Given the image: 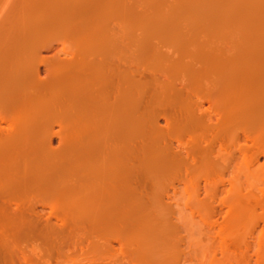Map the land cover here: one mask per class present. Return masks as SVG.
I'll use <instances>...</instances> for the list:
<instances>
[{
	"label": "rangeland",
	"instance_id": "1",
	"mask_svg": "<svg viewBox=\"0 0 264 264\" xmlns=\"http://www.w3.org/2000/svg\"><path fill=\"white\" fill-rule=\"evenodd\" d=\"M32 1L34 4L36 3L35 5L37 7L34 6ZM27 7H30V10L33 12H30L29 9L27 10ZM42 13H45V15ZM29 15L32 17L30 16L29 18ZM28 19L31 20L28 21ZM108 32L110 35H107ZM106 36H111L110 38H114L115 40H108L109 38ZM157 41L158 43L160 41V43L158 44ZM87 42V45L90 47L85 45ZM154 43L158 50L155 49L156 46L154 47ZM17 44L19 46H17ZM0 45H3L4 48L8 46L6 47L8 48L7 52L13 50L12 53H14V51L18 53L16 50L20 49L22 59L20 58V54H17L21 60H19V62L16 61L18 63L16 67L20 68L23 65L20 69L22 71L25 70V78L29 76L27 78L28 80L33 76L30 74L31 68L32 70L36 68L39 69L38 74H40V76L38 79L44 80L45 77L42 78V76H44L43 74L45 73L43 72L47 71L50 65L49 70L53 69L54 65L50 63H56L58 66V68L54 66L57 73L53 72V74L56 75L54 76L52 74L53 76H51V78L53 77V83H48L50 84V86H48L49 90L52 89L51 92L46 89L43 90L44 87L47 88L45 83H42V85H44L42 86L41 83L33 84V78L31 79L33 83L31 80H24L23 73L20 74L22 80L18 84L19 90L22 91V93L17 90L18 93H21V99H17L18 93L15 91L16 89H12V87L18 89L17 85L15 87L13 86L14 83H6L4 86L2 83L0 84V92L2 89L8 87H10V91L13 90L12 93L15 92L10 95L6 90L5 92L7 94H5V92L3 95L0 94V109L5 113V116L0 118V133H4L10 129L14 121L12 117H15V115L18 117L25 111L24 109L27 105H24V103L28 102L26 103L29 104L28 107L33 108H26L30 111L29 113L26 111L25 115L31 119L34 114H38L37 120H40L41 122H39L42 123L41 125L45 126L44 129H42L41 127L43 126L39 123L37 124L36 120H34L36 123L32 120L34 124L30 128L34 127V125H40L41 127H39L41 130L39 127L33 129V131L30 130L29 138H32L31 141H36V145L38 146H40V141L41 144L43 141V143L50 141L49 143L47 142L49 149H53L48 152L44 149V152H42L44 147L37 148L38 146L34 143L33 146L35 145L36 147H34L36 149L31 145L33 148H30L23 154V160L20 161V159L17 158L18 155L15 151L16 147H7V150L0 151V165L2 164L5 171L12 174L23 173L29 175L26 179L35 183L38 181L37 185L40 183L43 185L45 182L44 185L47 186L48 189L50 186L52 189L54 188L55 191L49 189L51 193H54V196L61 195L62 198L66 194V205L63 204V207L59 204V198H57L59 202L57 203L56 200H53L50 207L41 208L40 205L35 206V211H40L45 217H49V223L47 224L50 227L53 225L51 229L55 228L53 232L56 231L54 234L52 230H50V236L52 235L50 238L55 239H51L54 249L50 247L52 250H50L52 252L49 261L50 264H91V258L94 259L99 257L107 258L105 263L109 264H247V260H250L251 263L249 262V264H253L252 261L255 256L252 254L255 253L256 247L258 248L257 245L259 244L261 247L260 251H264V245L262 247V245H260V240H258L260 237L262 238L261 235L264 234V211L259 207V205L264 206V158L261 155H258V157L251 156V153L246 150L247 146L250 147V144L254 141H258V138H256V136L254 137V133H248V126H246V124L244 125L242 123L243 129H245L247 133L243 134L240 132L242 130H239V128L242 129V126L239 122H236L240 120L248 121L251 117V119H254L255 116L250 115L252 114V110L258 112V114L259 111L264 114V0H0ZM78 45H84L88 50H81ZM93 45L95 47H93ZM101 45L104 46V48ZM26 46L29 47L27 48ZM177 47L179 51L176 50ZM74 49H77V51ZM32 50L35 53H33ZM78 50H81L79 54H77L78 58H73L71 56L73 51L76 55ZM84 52H86L87 55H89V53L90 55L95 54L92 55L93 58L91 57L92 60L94 59L93 61L99 58L104 59L103 61L100 60L102 71H105L107 63L114 64L115 66H113L118 69L121 68L120 70L115 69V77H117L119 83H124L126 81L123 70H125L126 65L130 63L126 67L132 72L130 89L127 95L128 98L123 96L121 99L112 102L115 104L109 102V107L107 106V101L101 93L99 92V95L97 94L98 92L93 90L94 87H89L92 85L94 86L92 82L99 73L100 63L95 61L97 63V68L93 66L95 62L91 65V61L87 60V56ZM97 52L99 53L98 55ZM174 52H176V55H179V57L176 56ZM12 53L6 54H10V57L14 60ZM83 53L84 56H86L84 62L83 58H81ZM118 53L121 54L117 55ZM122 53L124 56H120ZM169 53L174 57L170 56L171 54ZM34 54H36V56ZM127 54L131 55L129 60H127L129 57H127ZM165 55H167L168 58ZM5 56L6 59H4ZM8 56L9 55H4L1 58L4 62L0 61V65L5 64V68H11L9 62L11 59L7 60ZM115 57H121V59H118V63ZM29 58L31 59L29 60ZM72 58L74 63L70 61ZM74 59L78 60L75 61ZM109 59H113L114 61H110ZM121 60L123 61L121 62ZM183 60H185V62ZM255 60H257V62L261 61V65H253ZM49 61L50 63H48ZM61 61L64 62L65 65H62ZM69 61L72 66H69ZM157 61H160L161 65ZM179 61L182 62L180 63ZM190 61L195 64H192ZM81 63L90 66L89 68H87L88 66L84 68L85 70L88 69L87 71L89 73L92 71V73L96 72L97 74L88 73L87 77L84 78V66ZM155 64L159 66H154L156 69L153 71L151 69H154L152 66ZM171 64L175 66L174 68L172 67V70H164L165 66L169 65L168 67H170ZM198 64L204 67H202L204 70L200 71L203 72L204 75L203 73H199L197 69ZM61 65L64 67L62 68ZM184 66L185 68L187 66L189 67L184 69ZM148 67H150L149 70H146ZM175 68L176 75L174 74ZM144 70L147 75H145L146 73ZM161 70L170 71V73H172L170 77L174 85L175 82L178 83V80L180 81V84L178 83L179 85H177L178 87H181L180 85L182 84L184 85L183 82H186L185 79L187 80V77L184 78L185 76L183 74L181 75V73L185 75L189 74L191 77L192 73L197 71L196 73H198V75L194 73V76L192 75L193 78H191L193 80L195 77L197 81L200 80L199 83L202 82L201 84L205 87L198 84V90L194 84L196 92L191 90L193 95H190L189 98L191 99H185V96H183L181 98L177 97V100L175 98L176 95L173 94L170 95V98L168 94L170 91L167 89V86L162 84V82L166 83L164 81L166 79L169 80L170 77L165 76L163 78H166L165 80L159 78V76L162 77L164 74L166 75L168 73H163L164 71ZM254 70L257 71V76H254ZM102 71L101 74L104 72ZM152 71L153 74H151ZM245 72H248L250 75H246ZM170 73H168V75ZM149 74L152 76L150 77ZM93 75L94 78H92ZM180 75L181 77H179ZM98 76L102 78V75ZM36 77L38 76L36 75ZM100 78H95L98 84L101 82ZM148 79L151 80L150 83ZM226 79L227 81H225ZM146 81L147 84L151 85V87H149V85L147 87L149 90H152L151 94L155 100V104L159 100H162L159 104H156L158 106H155V108H153L155 105L153 100L150 105V109L153 108V110L149 109V112L146 108L149 105H142V85H144ZM169 81H171V79ZM195 83L197 84L196 80ZM224 83L225 85H223ZM34 85L37 89H32ZM163 86L165 87L163 88ZM229 86H232V88L235 87L237 90L233 89L234 92H232ZM206 87H209L210 91L204 89ZM26 89L33 90V93L37 92L43 94V96H45L44 94L47 91L48 95L46 93L45 97L40 96V100L38 99V101L36 100L37 102H35L41 105H48L49 103V105H55L56 107L51 106V108H47L50 107L48 105L43 108V106L40 107V104L35 106L36 103L34 104L28 97H25L23 92H25ZM165 90L168 91L165 92ZM211 90L215 92V94L211 92ZM90 91L93 94H91ZM159 92H163L165 96L163 97ZM202 92L206 93L203 94ZM196 94H200L201 97ZM58 95H60L61 98ZM210 95L213 96L210 97ZM222 95L224 97H222ZM157 96L160 98L158 101V98L156 99ZM236 97H239L240 100L238 101ZM167 98L170 100H167ZM233 98L236 102L232 100ZM20 100H22L21 103L19 102ZM185 101L189 102L188 105L186 102L188 107H186ZM230 101L233 102L230 103ZM197 103L199 106L195 105ZM234 103L235 105H233ZM62 104L66 105V113L64 114V111H62L60 117H58L60 112L58 108H60V106L62 108ZM183 104L186 110L188 109L193 112L194 109L195 112V109H197L200 113L205 114L204 117H210L212 121L210 123L208 117V121L206 117L204 120L202 119L206 123L208 122L211 124L210 128L217 126H219L218 128L221 127V124L225 122L224 118L221 116L222 113L234 111L235 107L236 110L238 108L240 109L241 105L242 108H247V110L243 109L241 113V110L239 112L237 110L241 118H239L240 116L237 114V119L234 121L231 120L233 122L228 121L229 123H224L225 125H222L223 128L221 127L222 131L220 130V133L213 139L211 132L206 134L200 125L197 127L194 125L198 130L201 128L204 136L206 134L202 139L205 138L207 141H203L204 143L202 142V144L200 143L201 146L210 142L213 143H210V146L212 145L213 147L211 146L210 150L208 149L209 152L211 151L210 153H208L207 150L209 154L207 155L212 160L214 159L213 162L215 165L213 164L211 167L202 165L198 167L196 165L197 168L196 166L194 168H190L189 166L191 170L188 168L187 171L189 170V173L186 172V174L183 172V165L178 166V164H180L178 159L181 158V154L182 157L184 156L183 153L186 152L184 150L191 148L192 140L190 138H192V134H183L177 137L175 136L172 139H169L166 135L163 137V134H165L164 128L166 126L164 122L166 119L163 116L168 114L169 116L167 115L166 118L169 120L172 119V117L176 115V110H178V112L184 110ZM254 104L258 105L255 106ZM189 106L191 107L189 108ZM37 107H40V109ZM54 107L56 110H54ZM156 107L158 108L157 111L159 114L154 112ZM179 107H181V109H179ZM17 108L18 110H16ZM46 109L51 110L46 111ZM106 109L108 111H106ZM43 110H45V113L47 112V115L44 112L42 114ZM186 110H184L182 114L186 112ZM197 110L194 113L195 115L200 114ZM248 111L251 113H247ZM216 112H219L221 117L217 115ZM153 114L155 115L153 116ZM262 114L259 116L255 114L259 117L256 121L259 120L258 123L261 124L263 122L262 124L264 125ZM62 116H64V119L61 118ZM234 116L236 117V115H233L230 119H233ZM217 117H219L220 120H218L219 118ZM34 118L36 119V116ZM57 118H59L58 120L62 119L63 122L60 120L58 123ZM188 121L184 122L187 123L185 127L189 129V126L193 127V123H189L190 121ZM217 122L219 124H217ZM234 122H236V124ZM232 123L233 125H240L239 128H236L239 133L234 128L236 126L231 127L232 129L230 130V127L228 129L226 128L227 132L226 129L223 130L226 126H230L228 124ZM245 123H247V125L251 124L249 121ZM194 124H197V122ZM124 126L127 127L124 128ZM185 127H183L184 130ZM192 127H190L191 130L189 131L185 130L181 132L185 133L188 131V133H190L191 131V133H193V131H196L197 134L195 132L193 134L198 135V130H194ZM175 128L176 126H174V129ZM177 128L175 130H177ZM228 130L232 132H229V135ZM233 131L236 135L237 133H241L243 137L241 134L239 136H234L235 134L233 135ZM161 132L164 133L161 134ZM202 134L198 136L201 137L203 136ZM49 135L52 136L50 137ZM246 135H250L251 138L254 137L257 140H250V136L246 137ZM229 138L235 139H232L231 142ZM189 139L190 142H188ZM192 139H194V137ZM200 141L201 140H199V142ZM139 144L143 149H139ZM205 146L207 147V145H204L203 148H205ZM162 147L163 149H161ZM240 150L244 152L242 153ZM181 151L184 152L182 153ZM200 151L198 152L199 154L196 153L197 156L195 155V157L200 156ZM49 152H52V155H50ZM188 152L190 153V149ZM245 152L246 154L244 156ZM171 153H174L178 157V163L173 162L175 161L173 159L175 155H173L172 158ZM207 155L204 156L208 157ZM49 156L50 160L48 159ZM16 158L20 161V166H18L19 163ZM136 165L141 166L138 167ZM9 166H12V168ZM166 166L168 168H166ZM7 168H11L12 170L9 169V171ZM146 168L149 169L147 170ZM177 168L181 170H177ZM149 170L155 173L152 174ZM173 171L175 172L173 173L174 175L172 174ZM165 173L168 174L165 175ZM133 175H135V178H133ZM136 176L146 182L144 184L145 188L139 189L140 191L135 189L137 187H135V183L133 182L134 179H137ZM158 176L161 177V180ZM125 179H129L128 181L132 182L133 185L128 183L126 185ZM95 182L98 184L101 183V186L98 185L101 188L97 187L98 189H96L94 187ZM106 183L108 187H105ZM151 183L152 185H150ZM41 184L40 187H42ZM91 190H93V194ZM95 190L97 193H94ZM63 191L65 192L64 195H62ZM75 201H77L78 205L81 207H85L84 209H86L87 212L86 215H93L94 217L95 213H98V217L102 220L101 222H95L98 225H96L98 231L100 230L99 226H103L105 223H109L107 225L111 226L114 224L113 227L109 226L107 228L106 226L103 229L101 228L102 232L99 231V234H97L98 231L96 234H92L95 228L94 230H92L93 228L91 229L92 232L89 229L91 233L87 234L84 232V228L87 224L81 222L82 220L80 221V219H78L79 217L71 220L68 214L69 212L70 214L75 213L82 215L78 210H81V208L77 206V202L75 203ZM55 203H57V205ZM75 206H77V208H75ZM130 212L132 213L128 215L127 213ZM75 221L76 223H74ZM78 221L81 223H78ZM72 223L74 226H72ZM89 224L87 227L90 226ZM78 225L82 228L78 229ZM57 227H59V229L56 230ZM60 228L61 231H59ZM80 230H82V233H86V236L84 233L82 234ZM62 232L63 234H61ZM54 241L56 242L54 243ZM261 242L264 244V237L261 239ZM46 249L49 250V248L43 245L37 237L20 244V251L27 255L42 254ZM263 257L264 254L261 255V258ZM42 263L43 260L39 263L37 262V264Z\"/></svg>",
	"mask_w": 264,
	"mask_h": 264
},
{
	"label": "bare ground",
	"instance_id": "2",
	"mask_svg": "<svg viewBox=\"0 0 264 264\" xmlns=\"http://www.w3.org/2000/svg\"><path fill=\"white\" fill-rule=\"evenodd\" d=\"M30 1V0H29ZM15 2V1H14ZM16 3V2H15ZM24 3V2H23ZM32 3H33V1H32ZM64 3V2H63ZM93 3V2H92ZM34 4V3H33ZM36 4V3H35ZM34 4V6H36ZM23 5V4H22ZM28 6V5H27ZM54 6H55V4H54ZM64 6V5H63ZM21 7V6H20ZM37 7V6H36ZM23 8V7H22ZM64 8V7H63ZM16 9V8H15ZM29 9V11L30 12H33V11H31L30 9V7L28 8L27 7V10ZM10 10V9H9ZM2 11V10H1ZM8 11V10H7ZM39 11V10H38ZM29 12V13H30ZM6 13V12H5ZM13 13V12H12ZM52 13V12H51ZM4 14V13H3ZM16 14V13H15ZM18 14V13H17ZM43 15H45V13H42ZM14 15V14H13ZM33 15V14H32ZM18 16V15H17ZM30 16L31 15H29V18H30ZM36 16V15H35ZM35 16H34V18H35ZM19 17V16H18ZM32 17V16H31ZM51 17V16H50ZM12 18V17H11ZM28 18V17H27ZM33 18V19H34ZM36 19H37V17H36ZM29 20H31V19H28V21ZM18 21V20H17ZM33 21H35V20H33ZM109 21V20H108ZM32 22V21H31ZM35 22H37V21H35ZM29 23V22H28ZM109 23V22H108ZM22 24V23H21ZM31 24V23H30ZM33 25V24H32ZM31 25V26H32ZM35 25V24H34ZM37 25V24H36ZM30 26V27H31ZM35 28V27H34ZM24 29H26V28H24ZM33 29V28H32ZM33 31V30H32ZM37 31V30H36ZM111 32H113V31H111ZM31 33V32H30ZM114 34V33H113ZM27 35V34H26ZM107 35H110L109 34V32H108V34ZM117 35V34H116ZM107 37V36H106ZM111 36H109V37H107V38H109L108 40H111V41H114L115 39L114 38H110ZM83 39V38H82ZM152 40H154L153 38H151ZM4 41V40H3ZM155 41V40H154ZM5 42V41H4ZM89 42V41H88ZM88 42L85 44V45H87L88 44ZM94 42V41H93ZM151 42V41H150ZM156 43V42H155ZM154 43V44H155ZM157 43H158V41H157ZM159 43H160V41H159ZM158 43V44H159ZM172 43V42H171ZM180 43V42H179ZM5 44V43H4ZM45 44V43H44ZM104 44V43H103ZM125 45V44H124ZM209 45V44H208ZM17 46H19L18 44H17ZM44 46V45H43ZM84 46V45H83ZM83 46H81V45H78V47H80V49L82 50V49H84V50H88V48H86L85 46L83 47ZM88 46V45H87ZM98 46V45H97ZM102 46V45H101ZM115 46H116V44H115ZM153 46V45H152ZM156 46V44L154 45V47ZM173 46V45H172ZM180 46V45H179ZM178 46V47H179ZM207 46V45H206ZM6 47H8V46H6ZM4 48V46L3 45H0V61H3L4 62V60H1V58L4 56V55H9L7 58V60H9V59H11L12 60V57H10V54H6V53H12L13 52V50L12 51H10V52H7V49L8 48ZM11 48H14V47H12V46H10ZM27 48L29 47V46H26ZM49 47V46H48ZM88 47H90V46H88ZM92 47V46H91ZM93 47H95L94 45H93ZM103 48H104V46H102ZM108 47V46H107ZM117 47V46H116ZM178 47H177V49L176 50H178ZM218 47V46H217ZM223 47V46H222ZM32 48V47H31ZM43 48V47H42ZM124 48V47H123ZM153 48V47H152ZM197 48V47H196ZM214 48H216V47H214ZM213 48V49H214ZM219 48H221V47H219ZM26 49V48H25ZM24 49V50H25ZM91 49V48H90ZM112 49V48H111ZM115 49V48H114ZM147 49H149V48H147ZM155 49H157V46L155 47ZM208 49V48H207ZM225 49V48H224ZM223 49V50H224ZM27 50V49H26ZM46 50H47V47H46ZM75 51H77V49H74ZM81 50H78V52H76V55L74 54L75 52L73 51V53H72V57L73 58H76L77 57V54H79V52L81 51ZM93 50V49H92ZM106 50H108V49H106ZM116 50H118V49H116ZM116 50H115V52H116ZM125 50V49H124ZM126 50H127V48H126ZM129 50V49H128ZM158 50V49H157ZM168 50V49H167ZM175 50V51H176ZM181 50V49H180ZM203 50V49H202ZM218 50V49H217ZM16 51H18V53H16L15 51H14V53H12L13 55L12 56H14V60H12V62H11V60H9V62H10V64H11V68H5V64L3 65H0V84L2 83V85L4 86V84H6V83H8V84H11V83H14V85L13 86H15L16 87V85L18 86V89L17 88H13L12 87V89L14 90V89H16L15 91L17 92V90L18 91H20L19 90V83L21 82V80H22V78H21V75L20 74H24V71H22L20 68H22V66L20 67V68H18V67H16L17 66V62H19V60H21L22 58H21V54H20V49L18 50H16ZM40 51V50H39ZM98 51V50H97ZM119 51V50H118ZM179 51V50H178ZM181 51H183V50H181ZM192 51V50H191ZM197 51V50H196ZM195 51V52H196ZM31 52V51H30ZM32 52L33 53H35L33 50H32ZM87 52V51H86ZM86 52H84L85 53V55L87 56H84V53L82 54L83 56H81V58H83V62L85 61V57L87 58V60H90L91 61V65H92V63L93 62H101V61H103L104 59H101V58H99V59H95V61H93L92 59H91V57H92V55H95V54H92V55H90V53H89V55H87V53ZM93 52V51H92ZM95 52V51H94ZM109 52H111V51H109ZM122 52V51H121ZM126 52V51H125ZM177 52V51H176ZM176 52H174V54L176 55ZM194 52V51H193ZM219 52H220V50H219ZM25 53H26V51H25ZM38 53V52H37ZM68 53V52H67ZM107 53H108V51H107ZM168 53V52H167ZM182 53V52H181ZM180 53V54H181ZM192 53V52H191ZM14 54H16V55H14ZM17 54L19 55L20 54V58L21 59H19V56H17ZM27 54V53H26ZM75 55V57H74V55ZM99 53L97 52V55H98ZM119 54H121V53H118L117 55H119ZM125 54V53H124ZM161 54H163V53H161ZM169 54H171V53H169ZM35 56H36V54H34ZM69 55H70V53H69ZM154 55V54H153ZM15 56H17L18 57V59H17V57H15ZM26 56V55H25ZM34 56V57H35ZM116 56V55H115ZM120 56H124L123 55V53H122V55H120ZM129 56V57H128ZM167 58H168V56L167 55H165ZM170 56H173L172 54L170 55ZM169 56V57H170ZM176 56H178L179 57V55H176ZM175 56V57H176ZM183 56V55H182ZM10 57V58H9ZM24 57V56H23ZM28 57H29V54H28ZM31 57V56H30ZM40 57V56H39ZM90 57V58H89ZM97 57V56H96ZM114 57V56H113ZM127 57H128V59L127 60H129L130 58H131V55H129V54H127ZM157 57V56H156ZM162 57H163V55H162ZM174 57V56H173ZM184 57V56H183ZM73 58L72 59H70V61H72V63H74L73 62ZM78 58V57H77ZM89 58V59H88ZM93 58V57H92ZM117 58V63H118V59L120 58L121 59V57H115V59ZM123 58V57H122ZM166 58V59H167ZM181 58V57H180ZM4 59H6V56L4 57ZM31 58H29V60H30ZM171 59V58H170ZM6 60V61H7ZM28 60V59H27ZM75 60V59H74ZM78 59H76L75 61H77ZM80 60H82V59H80ZM101 60V61H100ZM110 60V59H109ZM112 61H114L113 59H111ZM110 60V61H111ZM5 61V62H6ZM17 61V62H16ZM68 61V60H67ZM69 61V66H72L71 65V62ZM106 61V60H105ZM104 61V62H105ZM123 60H121V62H122ZM177 61V60H176ZM175 61V62H176ZM184 62H185V60H183ZM2 62V63H3ZM40 62H42V61H40ZM62 62V61H61ZM95 62V64L93 65V66H95L96 67V63ZM158 62V61H157ZM180 62V61H179ZM182 62V61H181ZM180 62V63H181ZM183 62V63H184ZM189 62V61H188ZM191 62V61H190ZM16 63V64H15ZM23 63V62H22ZM25 63V62H24ZM44 63H45V61H44ZM48 63H50V61L48 62ZM127 63H128V61H127ZM126 63V64H127ZM159 64H160V61L158 62ZM192 63V62H191ZM200 63H202V62H200ZM30 64V63H29ZM35 64V63H34ZM50 64H53L56 68H58V66L56 65V63H50ZM62 65H65L64 64V62H62L61 63ZM82 64V63H81ZM104 64V63H103ZM128 64H130V63H128ZM127 64V65H128ZM133 64V63H132ZM192 64H195V63H192ZM46 65H47V62H46ZM61 65V66H62ZM84 67H83V69L85 68V67H87V68H89L90 66L89 65H84V64H82ZM114 64H112V63H110V64H108L107 63V66L105 67V71L103 72L101 69V66H102V64L100 63V67H99V73L97 74L96 72L95 73H92V71H91V73H89L87 70H83L84 71V73H83V76H84V78H86L87 77V75H88V73L89 74H94V75H96L97 74V76H95V78L97 77V79H99L100 77L98 76V75H102V78H100V84H98L97 83V81H95V78H94V75H93V77L92 78H94V81L92 82L93 84H94V86L92 85V86H89V87H94V91L95 92H98L97 94H99V92L101 93V95L106 99V103H107V106H108V103L109 102H113L114 100H117V99H121L123 96H125L126 98H128L127 97V95H128V93H129V89H130V82H131V70L129 69V68H126L127 67V65H126V67H125V70H123V72L125 73V77H126V81L123 83H119L118 81H117V77H115L116 76V72H115V69H117V70H120V69H118L117 67H114L113 66ZM157 65L158 64H155V65H151L152 67H154V66H156L157 67ZM161 65V64H160ZM172 65V64H171ZM170 65V67H168L169 65H167V66H165V68H164V70H172V67L174 68L175 66L174 65H172L171 66ZM182 65V64H181ZM187 65H189V64H187ZM203 65V64H202ZM28 66V65H27ZM51 66V65H50ZM50 66H49V68H50ZM54 66H53V69L51 70H49V68H48V70L47 71H44L43 73H45V74H43L44 76H42V78L43 77H45L44 78V80H41V79H38L39 78V76H40V74H38L39 73V69H34V70H32V68H31V71H30V74H31V78H29V80H31L32 78H33V81H34V83H33V81H32V83L33 84H35V83H41V85H42V83L44 84L45 83V86H47V88H48V86H50V84H51V82L53 83V77L51 78V76H53L54 74H53V72L55 73H57V71H55V68H54ZM135 66V65H134ZM159 66V65H158ZM178 66V65H177ZM193 66V65H192ZM191 66V67H192ZM207 66H208V64H207ZM206 66V67H207ZM212 66V65H211ZM38 67V66H37ZM47 67H48V65H47ZM64 66H62V68H63ZM131 67V66H130ZM182 67V66H181ZM187 67H189V66H187ZM187 67L185 68V66H184V69H187ZM200 67V68H199ZM202 67L203 66H200L199 64H198V71H199V73H203V72H200L201 70L203 71L204 69H202ZM27 68V67H26ZM68 68V67H67ZM97 68V67H96ZM95 68V69H96ZM132 68V67H131ZM136 68V67H135ZM138 68V67H137ZM149 68L150 67H148V68H146V70L148 69L149 70ZM167 68V69H166ZM169 68H171V69H169ZM179 68V67H178ZM204 68V67H203ZM142 69V68H141ZM156 68L154 67V69L152 68L151 70H155ZM161 69H163V68H161ZM180 69V68H179ZM178 69V70H179ZM190 69V68H189ZM192 69V68H191ZM197 69H195V70H197ZM200 69V70H199ZM61 70V69H60ZM63 70V69H62ZM93 70H94V68H93ZM151 70H150V72H151ZM164 70H161V71H164ZM35 73H34V72ZM101 71L103 72L102 74H101ZM122 71V70H121ZM153 71H152V73L151 74H153ZM184 71V70H183ZM192 71V70H191ZM206 71V70H205ZM27 72V71H26ZM66 72H67V70H66ZM137 72V71H136ZM144 72L146 73V71L144 70ZM149 72V71H148ZM166 72H168V71H164L163 73H166ZM179 72V71H178ZM197 72V71H196ZM196 72H193L192 73V75L194 76V73H196ZM162 73V74H163ZM168 73H170V71L168 72ZM168 73L165 75L164 74V76H162V77H160L159 76V78H164L165 76L166 77H170L171 75H172V73H170L169 75H168ZM189 73V72H188ZM53 74V75H52ZM162 74H160V75H162ZM174 74L176 75V68H175V72H174ZM184 75L185 77L184 78H186L187 77V80L185 79V81L186 82H183L184 83V85L182 84V85H180L181 87H178L177 85H179L180 83V81L178 80V83H176L175 82V85H174V82L172 81V78L170 77V79H171V81H169L168 79H163V80H165L164 82H166V83H163L162 82V84H164L165 86H167V89L170 91V92H168V94H169V96L170 95H176V99L178 100V98H181V97H183V96H185V99H187V98H189L190 97V95H192V92H191V90L192 91H195L196 89L194 88L195 87V85H196V88H197V85L198 84H201V83H199L200 82V80L199 81H197V79H195V77H194V79L192 80V75H191V77H190V75L189 74H187V75H185L184 73H181V75ZM197 75H198V73H196ZM206 74V73H205ZM29 75V74H28ZM36 75L38 76V77H36ZM56 75V74H55ZM54 75V76H55ZM59 75V74H58ZM57 75V76H58ZM61 75V74H60ZM145 75H147V73L145 74ZM150 75V74H149ZM168 75V76H167ZM179 75V74H178ZM181 75L179 76V77H181ZM203 75H204V73H203ZM208 75V74H207ZM76 76V75H75ZM152 75H150V77H151ZM156 76V75H155ZM196 76V75H195ZM23 77V76H22ZM26 76H25V74H24V78H25ZM29 76H27V78H28ZM80 77V76H79ZM140 77V76H139ZM176 77V76H175ZM190 77V78H189ZM197 77V76H196ZM3 78V79H2ZM27 78H25L24 80H26V81H29ZM41 78V77H40ZM158 78V79H159ZM200 78H202V77H200ZM199 78V79H200ZM96 79V80H97ZM157 79V80H158ZM176 79V78H175ZM51 80V81H50ZM62 80V79H61ZM86 80V79H85ZM145 80V79H144ZM149 80V83L151 82V80L150 79H148ZM160 80V79H159ZM162 80V81H163ZM195 80H196V82H197V84L195 83ZM48 81H50V82H48ZM81 81H83V80H81ZM225 81H227V79L225 80ZM55 82V81H54ZM75 82V81H74ZM87 82V81H86ZM121 82V81H120ZM48 83H50V84H48ZM57 83V82H56ZM81 83V82H80ZM88 83V82H87ZM136 83V82H135ZM154 83V82H153ZM160 83V82H159ZM227 83V82H226ZM29 84H31V83H29ZM46 84H48V85H46ZM55 84V83H54ZM142 84H143V81H142ZM141 84V85H142ZM146 84V85H145ZM161 84V83H160ZM195 84V85H194ZM53 85V84H52ZM56 85V84H55ZM85 85V84H84ZM83 85V86H84ZM149 85V87H151V85L150 84H147V81L146 82H144V85H142L143 87H142V105H144V106H147V105H149V106H147L146 108H147V111L149 112V109L151 108V103H152V101L154 100V98H153V96H152V94H151V91L152 90H149L148 89V86ZM194 85V86H193ZM203 87H205L203 84H201ZM223 85H225V83L223 84ZM227 85V84H226ZM9 86V85H8ZM42 86H44V85H42ZM165 86H163V88L165 87ZM169 86V87H168ZM176 86H177V88H176ZM85 87V86H84ZM214 87V86H213ZM224 87H226V86H224ZM223 87V88H224ZM230 87V86H229ZM9 88L10 87H8V88H5V89H2L1 90V92H0V94H4V92L7 90V92H9L10 93V95H12V94H14L15 92H13L12 93V91H10L9 90ZM32 88V87H31ZM47 88H43V90L44 89H46L47 91H50L51 92V90H49V88L47 89ZM158 88V87H157ZM160 88H162V87H160ZM162 88V89H163ZM193 88V89H192ZM211 88V87H210ZM231 89H232V92H234V90H237V88L235 89V87L234 88H232V86L230 87ZM229 88V89H230ZM32 89H37V87L34 85L33 86V88ZM55 89V88H54ZM58 89V88H57ZM91 89V88H90ZM161 89V90H162ZM198 90H199V88H197ZM202 89V88H201ZM204 89H206V90H209V87L207 88H204ZM230 89V90H231ZM234 89V90H233ZM28 89H26V91L25 92H23L24 93V95H25V97H28L29 99H30V101L31 102H34V104L38 101V99L40 98V96H42V97H45L46 96V93H47V91L45 92V96H43V94H39V93H37V92H35V93H33L31 90H28ZM60 90V89H59ZM158 90V89H157ZM160 90V91H161ZM167 90V91H168ZM203 90V89H202ZM201 90V91H202ZM225 90V89H224ZM226 90H227V88H226ZM30 91V92H29ZM42 91V90H41ZM71 91V90H70ZM73 91V90H72ZM75 91V90H74ZM140 91V90H139ZM166 90H165V92H167ZM204 91V90H203ZM210 91V90H209ZM208 91V92H209ZM21 93H22V91H20ZM18 93L19 94V96H18V94H17V99H21L22 98V96H21V93ZM44 92V91H43ZM91 92V91H90ZM196 92V91H195ZM195 92H194V94H195ZM199 92V91H198ZM211 92H213L212 90H211ZM210 92V93H211ZM216 92H218V91H216ZM227 92V91H226ZM236 92V91H235ZM238 92V91H237ZM263 92V91H262ZM8 93V94H9ZM156 93H158V92H156ZM155 93V94H156ZM162 94V96L164 97L165 95H163V92H159V94ZM201 93V92H200ZM203 93V92H202ZM206 92H204L203 94H205ZM214 94H215V92H213ZM213 93H211V94H213ZM228 93V92H227ZM264 93V92H263ZM5 94H7L6 92H5ZM91 94H93L92 92H91ZM159 94H156V95H159ZM224 94V93H223ZM232 94V93H231ZM236 94V93H235ZM47 95H48V93H47ZM50 95H52V94H50ZM76 95H77V93H76ZM87 95H88V93H87ZM100 95V94H99ZM196 95H200V94H196ZM234 95V94H233ZM238 95H239V93H238ZM15 96V95H14ZM59 97H60V95H58ZM64 96V95H63ZM162 96H161V98H162ZM193 96V95H192ZM211 96H213V95H210V97ZM215 96V95H214ZM234 96H236V95H234ZM21 97V98H20ZM99 97V96H98ZM124 97V98H125ZM155 97V96H154ZM160 97V96H159ZM166 97H168V96H166ZM178 97V98H177ZM200 97H201V95H200ZM222 97H224L223 95H222ZM54 98V97H53ZM61 98V97H60ZM62 98H64V97H62ZM141 98V97H140ZM158 98V96L156 97V99ZM169 98V97H168ZM167 98V100H170V99H168ZM170 98H171V96H170ZM205 98H206V96H205ZM227 98V97H226ZM235 98V97H234ZM232 99L233 101H235V99ZM236 98H238V101L240 100L239 99V97H236ZM160 98H158L157 99V101L159 100ZM164 99V98H163ZM189 99H191V98H189ZM188 99V100H189ZM224 99V98H223ZM261 99V98H260ZM259 99V100H260ZM37 100V101H36ZM40 100V99H39ZM104 100V99H103ZM112 100V101H111ZM173 100V99H172ZM187 100V101H188ZM225 100V99H224ZM227 100H228V98H227ZM21 101L22 100H20L19 102L21 103ZM36 101V102H35ZM52 101V100H51ZM50 101V102H51ZM67 101V100H66ZM68 101H70V100H68ZM85 101V100H84ZM97 101V100H96ZM119 101V100H118ZM160 101H162V100H159L156 104H159L160 103ZM187 101H185L184 103H185V105H186V102ZM190 101V100H189ZM226 101V100H225ZM233 101H230V103H232ZM17 102V101H16ZM26 102V101H25ZM172 102V101H171ZM170 102V103H171ZM179 102V101H178ZM198 102H201V101H198ZM224 102V101H223ZM236 102V101H235ZM257 102V101H256ZM26 103H28V102H26ZM26 103H24V105H27L26 107H25V111H23L18 117L15 115V117H12V116H10V117H12V119L15 121V118H16V121H15V123H14V121H13V125H12V123H11V127H10V129H8L6 132H2V133H0V151L1 150H7V147H16V152H17V155H18V157H17V155H16V157L18 158V159H20V161L21 160H23L22 159V155L23 154H25L30 148L32 149L35 145H36V141H31V139L29 138V133L31 132L30 130H32L33 131V129H35V128H38L42 123H40L38 120H37V118H38V114H34V116H33V118H31V119H29L28 117H27V115H25L26 114V111H28V113H29V111L30 110H27V109H29V108H33V107H28L29 106V104H26ZM41 103H43V102H41ZM67 103V102H66ZM94 103V102H93ZM179 103H181V102H179ZM178 103V104H179ZM188 103L189 102H187V105H188ZM229 103V102H228ZM263 103V102H262ZM34 104L32 103V105L34 106ZM40 103H36V105L35 106H37V105H39ZM45 104V103H44ZM68 104H69V102H68ZM95 104H96V102H95ZM102 104V103H101ZM112 104H115V103H112ZM154 104H155V100H154ZM154 105V107L153 108H155V106H158V105ZM172 104V103H171ZM225 104V103H224ZM252 104V103H251ZM21 105V104H20ZM48 105H49V103H48ZM47 104L46 105H41L40 104V107L41 106H43V108H45V107H47L48 106ZM90 105V104H89ZM100 105V104H99ZM165 105H167V104H165ZM184 105V104H183ZM185 105H184V110H186L185 108L186 107H188L187 105H186V107H185ZM195 105H198L199 106V104L197 103V104H195ZM228 105V104H227ZM231 105V104H230ZM233 105H235V103L233 104ZM255 105V104H254ZM256 105H258V104H256ZM255 105V106H256ZM261 105V104H260ZM259 105V106H260ZM17 106V105H16ZM50 107H47V108H51V106L53 107V106H55V105H49ZM66 105L65 104H62V108H61V106H60V108H58V109H60V110H58V111H60L59 112V114H58V117H60V114H61V112L62 111H64V114L66 113L65 111H66V107H65ZM168 106V105H167ZM178 106H181V105H178ZM225 106V105H224ZM238 106V105H237ZM245 106V105H244ZM249 106V105H248ZM251 106H253V105H251ZM262 106V105H261ZM264 106V105H263ZM22 107V106H21ZM40 107H37V108H39L40 109ZM56 107V106H55ZM54 107V110H56V108ZM100 107V106H99ZM109 107V106H108ZM112 107V106H111ZM149 107V108H148ZM191 106H189V108H190ZM235 107V106H234ZM27 108V109H26ZM98 108V107H97ZM102 108V107H101ZM107 108V107H106ZM153 108L152 109H150V110H153ZM172 108V107H171ZM219 108V107H218ZM231 108V107H230ZM233 108V107H232ZM238 108V107H237ZM42 109V108H41ZM65 109V110H64ZM80 109H81V107H80ZM164 109V108H163ZM177 109H178V107H177ZM179 109H181V107H179ZM224 109V108H223ZM228 109V108H227ZM234 109V108H233ZM243 109L244 108H242V105H241V108L239 109H237L238 110V112L240 111V113L243 111ZM246 110H247V108H245ZM244 109V110H245ZM251 109H253V108H251ZM16 110H18V108L16 109ZM51 110V109H50ZM49 109H46V111H50ZM158 108L156 107V109L154 110V112H157L158 113ZM183 110V111H184ZM188 110V109H187ZM186 110V112H184L183 114H182V110H181V112H178V110H176L175 111V114L176 115H174V117H172V119H167L166 118V116L168 115H165V116H163L166 120H164V122L166 123V126H165V128H164V132H165V134H163L164 132H161V134H163V137L166 135V137H168L169 139H172V138H174L175 136L177 137V136H179V135H183V134H188V135H191L192 136V138L194 137V139H192V138H190L191 140H192V146H191V148H188V150H184V151H186V152H184V151H181L183 154H184V156L182 157L181 155H180V157L181 158H179L178 159V157L173 153H171L172 155H171V157L173 158V155H175L174 156V160L175 161H173L172 159V161L173 162H177L178 160V162L180 163V164H178V166H182L183 165V167H184V170H183V172H185V174H186V172H188L187 171V169L189 168V166H190V168H194L196 165L199 167L200 165H202V166H210L211 167V165H215V163L213 162V160L208 156L209 154L208 153H210L209 152V150H210V147L212 146H210V143H212V142H210V143H208V144H204V145H207V147H208V145H209V147L207 148L206 146H205V148H203L204 147V145H202L201 146V144H202V142L203 141H207V140H205V138L204 139H202L203 137H205L206 136V134L207 133H210L211 132V134H212V139L213 138H215L219 133H220V130L222 131V129H221V127H222V125L225 123V124H227L226 122H228V121H231V120H235V119H237V110H236V107H235V110L234 111H231V112H224V113H222L221 114V116L224 118V121L225 122H223V124H221V127L220 128H218L219 126H217V127H212V128H210V125L211 124H209L210 122H212L211 121V119H210V117H208V116H205L206 117V120L209 118L210 119V121H209V125L205 122V121H203L204 119H205V117H204V115L205 114H203V113H200V111L199 110H197V109H195V112H196V110H197V112L198 113H200V114H198V115H195L194 113V109H193V112L191 111V110H188L187 111ZM217 110V109H216ZM225 110V109H224ZM232 110V109H231ZM32 111V110H31ZM45 110H43L42 111V114H43V112H44ZM106 111H108L107 109H106ZM162 111V110H161ZM180 111V110H179ZM221 111V110H220ZM259 111V110H258ZM17 112H19V111H17ZM38 112V111H37ZM81 112V111H80ZM153 112V111H152ZM153 112V113H154ZM213 112V111H212ZM254 111L252 110V114H250L251 112H247V113H249L250 115H252V116H255V118L254 119H251L250 118V120H248L249 121V123H251V124H249V125H247V123H245V122H248L247 120H240V121H236V122H239L240 123V125L242 126V129H240L239 127H240V125L238 124V125H233V123L232 124H228V125H230V126H226L223 130H225L226 128L228 129L229 127V130L230 129H232L231 127H234V126H236V127H234L235 128V130H236V128H239V130H242V131H240V132H242L243 134H246L247 133V131H249L248 133H254L253 135H254V137L256 136V138H258V141H254V142H252V144H250L249 146L250 147H248L247 146V151H249L250 153H251V156L253 155V156H257L258 157V155H261V156H263V158H264V125L261 123H258V121L259 120H257L256 121V119L257 118H259V117H257V116H259V115H261L262 113L259 111V114H258V112H254ZM40 113V112H39ZM45 113V112H44ZM47 113V112H46ZM45 113V114H46ZM109 113V112H108ZM174 113V112H173ZM207 113V112H206ZM239 113V114H240ZM247 113H245V114H247ZM261 113V114H260ZM159 114V113H158ZM211 114V113H210ZM216 114L217 115H219V112L217 113L216 112ZM215 114V115H216ZM238 114V115H239ZM243 114V113H242ZM241 114V115H242ZM249 114H247L248 116H250ZM257 116H256V115ZM13 115V114H12ZM40 115V114H39ZM47 115V114H46ZM155 114H153V116H154ZM208 115V114H207ZM233 115H236V117L234 116L233 117V119H230ZM244 115V114H243ZM246 115V116H247ZM264 114H262V117L264 118V116H263ZM3 116H5V113H4V111L2 110V109H0V118L1 117H3ZM32 116V115H31ZM31 116H29V117H31ZM36 116V119L34 118ZM65 116V115H64ZM64 116H62L61 118L62 119H64ZM149 116V115H148ZM151 116H152V114H151ZM150 116V117H151ZM169 116V115H168ZM202 116V117H201ZM210 116V115H209ZM220 116V115H219ZM220 116V117H221ZM240 116V115H239ZM9 117V118H10ZM41 117H43L42 115H41ZM47 117V116H46ZM204 117V118H203ZM208 117V118H207ZM49 118V117H48ZM48 118H47V120H48ZM52 118V117H51ZM54 118V117H53ZM120 118V117H119ZM217 118H219V117H217ZM239 118H241V116L239 117ZM249 118V117H248ZM261 118V117H260ZM262 118V119H263ZM40 119V118H39ZM43 119H44V117H43ZM55 119H56V117H55ZM59 118H57V121H58V123H59V121L61 120V122H63V120L62 119H60V120H58ZM161 119V118H160ZM186 119H188V120H186ZM192 120V122H191V120ZM203 119V120H202ZM213 119V118H212ZM222 119V118H221ZM226 119V120H225ZM246 119H247V117H246ZM34 120H36L37 121V124L39 123L40 125L39 126H37V125H34V127H32V128H30L31 126H33V124H34V122L33 121ZM47 120L45 119V121L47 122ZM155 120V119H154ZM194 120V121H193ZM196 120V121H195ZM218 120H220V118L218 119ZM239 120V119H238ZM254 120V121H253ZM184 121H188L189 123H193V127L192 126H189V129L187 128V127H185L186 125L185 124H187V123H185ZM208 121V120H207ZM233 121H231V122H233ZM264 121V120H263ZM31 122V123H30ZM184 122V123H183ZM197 122V124H194V123H196ZM201 122V123H200ZM236 122H234L235 124H236ZM36 123V122H35ZM76 123H77V121H76ZM97 123V122H96ZM157 123V122H156ZM229 123V122H228ZM242 123L245 125L246 124V126H248L247 128V131H245V129H243V125H242ZM62 124V123H61ZM174 124V125H173ZM182 124H184V125H182ZM217 124H219L218 122H217ZM224 124V125H225ZM47 125V124H46ZM77 125V124H76ZM148 125V124H147ZM180 127H179V126ZM191 125V124H190ZM194 125H195V127H197V126H199L200 125V127H202V130L204 131V133L206 132V134H205V136H204V133H203V131L201 130V128H200V130H198V128L196 129L195 127H194ZM202 125V126H201ZM216 125V124H215ZM214 125V126H215ZM223 125V126H224ZM41 126H43V127H41ZM40 127L42 128V129H44V125H41ZM174 126H176V128H177V130H175L174 129ZM245 126V127H246ZM249 126H251L252 127V129H251V127H249ZM39 127V129L41 130V128ZM72 127V126H71ZM95 127V126H94ZM127 127V126H126ZM125 126H124V128H126ZM150 127V126H149ZM183 127H185V130H191V128L190 127H192V128H194V130L196 129V130H198V132H199V134L201 135L202 133V135L203 136H198V135H195V134H193L194 132L196 133V131H193V133H191V131H190V133H188V131H186L185 133H182V132H184L185 130H184V128ZM183 128V129H182ZM187 128V129H186ZM223 128V127H222ZM210 129H211V131H210ZM219 129V130H218ZM227 129H226V132H227ZM39 130V131H40ZM72 130H75V129H72ZM123 130V129H122ZM193 130V129H192ZM206 130V131H205ZM228 130V135L230 134V133H232V132H230ZM251 130V131H250ZM37 131V130H36ZM82 131V130H81ZM182 131V132H181ZM209 131V132H208ZM232 131V130H231ZM237 131V130H236ZM201 132V133H200ZM230 132V133H229ZM234 132V131H233ZM238 133H239V131H237ZM236 132V133H237ZM37 133V132H36ZM237 133V135L239 136L240 134H238ZM50 134V133H49ZM53 134V133H52ZM82 134V133H81ZM197 134V133H196ZM235 134V132L233 133V135ZM256 134V135H255ZM44 135V134H43ZM210 135V134H209ZM225 135H227V134H225ZM224 135V136H225ZM233 135H231V136H233ZM236 134L234 135V136H237ZM50 136V135H49ZM52 136V135H51ZM50 136V137H51ZM74 136V135H73ZM230 136V137H231ZM241 136H242V134H241ZM248 136H250V135H246V137H248ZM31 137V136H30ZM78 137V136H77ZM129 137V136H128ZM182 137V136H181ZM186 137H190V136H186ZM185 137V138H186ZM221 137V136H220ZM243 137V136H242ZM251 138V136H250V140H253V139H255V138ZM38 138V137H37ZM44 138H45V135H44ZM183 138V137H182ZM207 138H209V137H207ZM222 138V137H221ZM236 138V137H235ZM235 138H229L230 140H231V142H232V139L234 140ZM259 138H260V140H259ZM35 139V138H34ZM42 139V138H41ZM50 139V138H49ZM137 139V138H136ZM168 139V140H169ZM179 139V138H178ZM190 139H189V141L188 142H190ZM210 139V138H209ZM238 139V138H237ZM236 139V140H237ZM262 139V140H261ZM127 140V139H126ZM138 140V139H137ZM199 140H201L200 142H199ZM255 140H257V139H255ZM47 141V140H46ZM142 141V140H141ZM173 141H174V139H173ZM178 141V140H177ZM248 141V140H247ZM33 142V143H32ZM44 142V141H43ZM42 142V144H41V141H40V143H39V145L40 146H38V145H36V146H38L37 148H39V147H44L43 149H42V152H44V149H46V151L48 152V151H50V150H53V149H49V145H48V143L50 142H46V143H43ZM146 142V141H145ZM160 142V141H159ZM158 142V143H159ZM198 142H199V144H198ZM216 142V141H215ZM31 143V144H30ZM35 143V145L33 146V144ZM38 143V142H37ZM126 143V142H125ZM128 143H129V141H128ZM180 143V142H179ZM204 143V142H203ZM127 144V143H126ZM142 144V143H141ZM213 144V143H212ZM31 145L33 146V147H31ZM118 145V144H117ZM140 145V144H139ZM160 145V144H159ZM163 145V144H162ZM182 145V144H181ZM181 145H179V146H181ZM183 145H184V143H183ZM35 146V147H36ZM129 146V145H128ZM165 146V145H164ZM243 146H245V145H243ZM34 147V148H35ZM123 147H124V145H123ZM146 147H147V145H146ZM187 147V146H186ZM189 147V146H188ZM213 147V146H212ZM142 148V146L140 145V148L139 149H141ZM245 148V147H244ZM36 149V148H35ZM41 149V148H40ZM143 149V148H142ZM160 149V148H159ZM161 149H163V147L161 148ZM189 149H190V153L188 152L189 151ZM209 149V150H208ZM39 150V149H38ZM118 150H120V149H118ZM128 150V149H127ZM201 150V151H200ZM207 150H208V153H207ZM121 151V150H120ZM143 151V150H142ZM166 151V150H165ZM200 151V156L199 157H195V155H196V153L197 154H199L198 152ZM246 151V152H247ZM2 152V151H1ZM7 152V151H6ZM53 152V151H52ZM52 152L50 153V155H52ZM205 152H206V154H205ZM240 152H244V151H241L240 150ZM246 152L244 153V156H245V154H246ZM160 153V152H159ZM168 153H169V151H168ZM34 154V153H33ZM33 154H32V156H33ZM162 154H163V152H162ZM185 154H186V157H185ZM203 154V155H202ZM208 154V155H207ZM248 154V153H247ZM13 155H15V154H13ZM136 155V154H135ZM170 155V154H169ZM204 155H207L208 157H206V156H204ZM1 156V155H0ZM35 156V155H34ZM61 156H63V155H61ZM140 156V155H139ZM165 156V155H164ZM197 156V155H196ZM250 156V157H251ZM15 157V156H14ZM48 157V156H47ZM166 157H167V155H166ZM185 157V158H184ZM16 158V160L18 161V166H20V161L18 160ZM45 158V157H44ZM135 158V157H134ZM139 158V157H138ZM151 158V157H150ZM176 158V159H175ZM252 158V157H251ZM46 159V158H45ZM49 160H50V156H49V158H48ZM65 159V158H64ZM141 159H142V157H141ZM168 159V158H167ZM178 159V160H177ZM254 159V158H253ZM5 160V159H4ZM40 160V159H39ZM138 160H140V159H138ZM45 161V160H44ZM141 161V160H140ZM139 161V162H140ZM23 162V161H22ZM62 162V161H61ZM167 162H169V161H167ZM177 162V163H178ZM1 163V162H0ZM126 163V162H125ZM22 164V163H21ZM92 164V163H91ZM152 164V163H151ZM167 164V163H166ZM128 165V164H127ZM145 165H146V163H145ZM176 165V164H175ZM47 166V165H46ZM136 166H138V165H136ZM139 166H141V165H139ZM138 166V167H139ZM174 166V165H173ZM197 166H196V168H197ZM6 167H7V165H6ZM9 167H11L12 168V166H9ZM128 167H129V165H128ZM165 167V166H164ZM201 167V166H200ZM263 167H264V164H263ZM11 168H7L8 170L9 169H11ZM17 168V167H16ZM125 168V167H124ZM133 168H134V166H133ZM137 168V167H136ZM166 168H168L167 166H166ZM174 168V167H173ZM189 168V169H190ZM214 168V167H213ZM147 170L149 169V168H146ZM171 169H172V167H171ZM12 170V169H11ZM17 170V169H16ZM173 170V169H172ZM177 170H181V169H178L177 168ZM191 170V169H190ZM10 171V170H9ZM150 171V170H149ZM176 171V170H175ZM193 171V170H192ZM151 172V171H150ZM150 172H148V173H150ZM165 172V171H164ZM180 172V171H179ZM30 173V172H29ZM28 173V174H29ZM85 173V172H84ZM143 173V172H142ZM152 173V172H151ZM153 173H155V172H153ZM152 173V174H153ZM160 173H162V172H160ZM173 173H175L174 171L172 172V174ZM181 173V172H180ZM189 173V172H188ZM187 173V174H188ZM51 174V173H50ZM166 174H168V173H165V175ZM176 174H177V171H176ZM160 175H163V174H160ZM174 175V174H173ZM172 175V176H173ZM28 176L29 175H27V174H23V173H21V174H12V173H10V172H7V171H5V168H4V166L1 164L0 165V264H37V262L39 263L41 260H43V263L42 264H50L49 263V261H50V259H51V256H52V250L50 249V247H54L53 245H52V241H51V239H54V238H50L51 236H50V230H52V232L54 231V229H51V227L53 226H48V224L47 223H49L48 222V220H49V217L47 216V217H45L44 215H43V213H41L40 211H35V206L36 205H40V207L41 208H45V207H50L51 206V204H52V202H53V200H56L57 201V198H59L60 199V202L59 201H57V203L59 202V204L63 207V204H65L66 205V203H65V195H64V191L62 192V195H64V197H62L61 198V195H56V196H54V193L52 192L51 193V191H55L54 190V188L52 189L51 188V186H50V190L48 189V187L47 186H45L44 185V183H43V185H42V187H40V184H38L37 185V183H38V181H36V183L35 182H32V181H29L28 179H26V178H28ZM64 176V175H63ZM96 176V175H95ZM135 175H133V178H135L134 177ZM147 176V175H146ZM149 176H151V175H149ZM183 176V175H182ZM137 177V176H136ZM158 177H160V176H158ZM164 177V176H163ZM174 177V176H173ZM185 177V176H184ZM129 178V177H128ZM93 179V178H92ZM130 179H132V178H130ZM151 179V178H150ZM149 179V180H150ZM32 180V179H31ZM129 180V179H128ZM128 180H126L125 179V181H126V185H127V183L128 184H132L133 185V183L132 182H129ZM160 180H161V177H160ZM85 181V180H84ZM128 181V182H127ZM130 181H133V180H130ZM145 181V180H144ZM143 181V179L141 180L140 179V177L138 178L137 177V179H134V183H135V187H137V188H135L136 190H141V189H143V188H145L144 187V184L146 183V182H144ZM101 182V181H100ZM109 182V181H108ZM110 183V182H109ZM46 184H47V182H46ZM92 184V183H91ZM94 187L96 188V189H98L100 186H101V183H97V182H95L94 183ZM98 185H100V186H98ZM150 185H152V183L150 184ZM102 186H104V185H102ZM91 187H93V186H91ZM98 187V188H97ZM105 187H108V184L106 183L105 184ZM94 188V189H95ZM101 188V187H100ZM56 189V188H55ZM107 189V188H106ZM112 189V188H111ZM130 189V188H129ZM102 190V189H101ZM139 190V191H140ZM105 191V190H104ZM108 191V190H107ZM88 192V191H87ZM91 192H92V194H93V190H91ZM96 192V190L94 191V193ZM97 193V192H96ZM142 193V192H141ZM61 194V193H60ZM70 194V193H69ZM139 195H140V193H139ZM143 195V194H142ZM58 196V197H57ZM80 196V195H79ZM83 198V197H82ZM91 198V197H90ZM94 198V197H93ZM148 198V197H147ZM146 200V199H145ZM150 200V199H149ZM83 201V200H82ZM87 201V200H86ZM151 201V200H150ZM149 201V202H150ZM72 202H74V201H72ZM72 202H70V203H72ZM77 201H75V203H76ZM111 202V201H110ZM57 203H55L56 205H57ZM261 203H262V201H261ZM260 203V204H261ZM73 205H74V203H73ZM72 205V206H73ZM84 205V204H83ZM132 205V204H131ZM77 206H80V205H78V202H77ZM77 206H75V208H77ZM133 206V205H132ZM83 207V208H82ZM80 206V208H81V210L80 209H78L79 210V213L81 212L82 213V215L81 214H75V213H69L68 212V214L70 215V217H71V220H73V219H75V218H78V219H80V221L81 222H83V223H86L87 225H86V227L83 229L84 230V232H86L87 234L88 233H91L92 232V230H94V228H95V231L92 233V234H96L97 233V231H98V227H96V223L95 222H97V221H102L101 220V218H99L98 217V213L96 214L95 213V216L93 217V215H91V216H88V215H86L87 214V212H86V209H84L85 207L84 206ZM140 207V206H139ZM259 207H260V209L262 210V211H264V206L263 205H259ZM53 208V207H52ZM74 208V207H73ZM87 208V207H86ZM123 208V207H122ZM136 208V207H135ZM127 209V208H126ZM138 209V208H137ZM85 210V211H84ZM90 210V209H89ZM88 211V210H87ZM51 212V211H50ZM98 212V211H97ZM146 212V211H145ZM113 213V212H112ZM132 212H130V213H127L128 215L129 214H131ZM49 214V213H48ZM100 214H102V213H100ZM127 214H126V217H127ZM50 215V214H49ZM76 215V216H75ZM120 215V214H119ZM143 215V214H142ZM100 216V215H99ZM117 216V215H116ZM131 216V215H130ZM152 216V215H151ZM73 217V218H72ZM101 217V216H100ZM125 217V218H126ZM129 217V216H128ZM90 218V219H89ZM113 218V217H112ZM77 219V220H78ZM108 219V218H107ZM128 219H130V218H128ZM109 220V219H108ZM120 220V219H119ZM114 221V220H113ZM127 221V220H126ZM132 221H133V219H132ZM81 222H79L78 221V223H81ZM105 222H107V221H105ZM109 222H110V220H109ZM74 223H76V221L74 222ZM82 223V224H83ZM90 223V224H89ZM88 224L90 225L89 227H87L88 226ZM92 224V225H91ZM107 224H109V223H105V225H103V226H99V228H100V230L99 231H101L103 228H105L106 226H107V228L110 226V227H113V225L111 226V225H107ZM66 225V224H65ZM123 225V224H122ZM134 225V224H133ZM72 226H74V224L72 223ZM76 226V225H75ZM79 226V225H78ZM83 226H85V225H83ZM98 226V225H97ZM63 227V226H62ZM91 227V228H90ZM80 228H82V227H78V229H80ZM93 228V229H92ZM97 228V229H96ZM102 228V229H101ZM57 229H59V227H57L56 228V230ZM89 229H90V231L91 232H89ZM92 229V230H91ZM65 230V229H64ZM105 230H108V229H105ZM59 231H61V228H60V230ZM81 231V233H82V230H80ZM98 231V233L97 234H99L100 232ZM56 232V231H55ZM55 232H53L54 234H55ZM58 232V231H57ZM65 232V231H64ZM83 232V233H84ZM102 232V231H101ZM104 232V231H103ZM59 233V232H58ZM82 233V234H83ZM86 233H84V235L86 234ZM110 233V232H109ZM61 234H63V232L61 233ZM68 234V233H67ZM104 234V233H103ZM57 235V234H56ZM102 235V234H101ZM86 236V235H85ZM262 236V238L264 237V234H262L261 235ZM34 237H37L38 238V240L43 244V245H45L46 247H48L49 248V250L48 249H46V251L44 252V253H40V254H31V255H27V254H24V253H22L21 251H20V244L21 243H23L24 241H27V240H30V239H32L33 240V238ZM58 237V236H57ZM56 237V238H57ZM98 237V236H97ZM261 237H260V239H258V240H260V245H262V247H263V245L264 244H262L263 242H261V239H262ZM55 240V239H54ZM57 240V239H56ZM58 241V240H57ZM56 241H54V243H55ZM258 242V241H257ZM258 246V248L256 247V251H255V253H254V250H253V253L254 254H252L253 256H255V258H253L254 260L252 261L253 262V264H264V257L263 258H261V255H263L264 253H262V252H264V251H260V249H261V247L259 246V244L257 245ZM54 249V248H53ZM263 249H264V247H263ZM51 250V251H50ZM261 252V253H260ZM56 253V252H55ZM52 258H54V257H52ZM110 258V257H109ZM34 259H35V261H34ZM106 259L107 258H105V257H99V258H94V259H92L91 258V264H109V263H105V261H106ZM250 259V258H249ZM89 260V259H88ZM246 262H248L247 264H249V262H250V260H247ZM251 263V262H250ZM55 264H57V263H55Z\"/></svg>",
	"mask_w": 264,
	"mask_h": 264
},
{
	"label": "crops",
	"instance_id": "3",
	"mask_svg": "<svg viewBox=\"0 0 264 264\" xmlns=\"http://www.w3.org/2000/svg\"><path fill=\"white\" fill-rule=\"evenodd\" d=\"M257 64H258V65H261V61H258V62H257V60H255L253 65H257ZM245 74L248 75L249 73H248V72H245ZM257 74H258L257 71L254 70V76H257ZM249 75H250V74H249ZM259 75H260V70H259Z\"/></svg>",
	"mask_w": 264,
	"mask_h": 264
}]
</instances>
